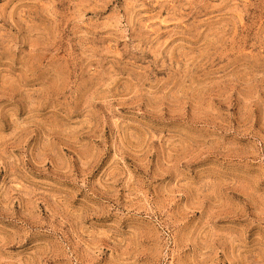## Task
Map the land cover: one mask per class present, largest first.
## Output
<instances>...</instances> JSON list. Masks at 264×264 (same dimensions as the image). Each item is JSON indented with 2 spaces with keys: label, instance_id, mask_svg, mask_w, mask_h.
Masks as SVG:
<instances>
[{
  "label": "rangeland",
  "instance_id": "obj_1",
  "mask_svg": "<svg viewBox=\"0 0 264 264\" xmlns=\"http://www.w3.org/2000/svg\"><path fill=\"white\" fill-rule=\"evenodd\" d=\"M0 264H264V0H0Z\"/></svg>",
  "mask_w": 264,
  "mask_h": 264
}]
</instances>
